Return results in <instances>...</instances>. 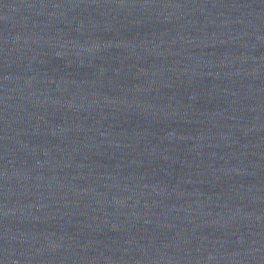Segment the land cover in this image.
I'll return each mask as SVG.
<instances>
[{"label": "water", "instance_id": "obj_1", "mask_svg": "<svg viewBox=\"0 0 264 264\" xmlns=\"http://www.w3.org/2000/svg\"><path fill=\"white\" fill-rule=\"evenodd\" d=\"M0 264H264V0H0Z\"/></svg>", "mask_w": 264, "mask_h": 264}]
</instances>
